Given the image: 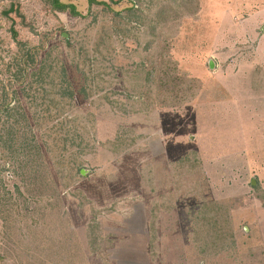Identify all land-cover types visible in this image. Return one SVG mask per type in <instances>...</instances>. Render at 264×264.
Returning <instances> with one entry per match:
<instances>
[{"label": "rangeland", "instance_id": "1", "mask_svg": "<svg viewBox=\"0 0 264 264\" xmlns=\"http://www.w3.org/2000/svg\"><path fill=\"white\" fill-rule=\"evenodd\" d=\"M98 1L120 3L116 9L127 3ZM12 2L28 24L17 28L22 45L34 46L40 34L53 33L60 55L67 56L63 39L83 38L84 24L44 11L40 0H0V12ZM62 2L82 15L88 8V0ZM1 25L6 39L8 24ZM166 44L177 74L200 81L193 99L171 108L152 106L154 101L139 98L135 90L127 94L122 73L132 62H114L116 74L106 92L111 95L102 100L90 93L84 68L65 60L66 75L56 93L71 100L61 113L66 157L74 159L71 187L64 186L67 169L47 154L25 103L26 115L10 105L22 131L14 147L24 149H13L10 133H4L0 264H214L215 259L198 257L191 242L201 194H182L170 214L160 213L157 253L147 248L150 208L174 188L170 163L189 152L197 154L205 175L199 193L230 211L235 245L228 255L220 253L225 258L217 263L264 264L254 223L264 208V0H199L197 17L184 19ZM75 124L85 129H66ZM114 143L116 152L123 149L117 156L111 155ZM146 164L152 166L144 170ZM151 181L154 194L144 185ZM91 228L100 239L93 250Z\"/></svg>", "mask_w": 264, "mask_h": 264}, {"label": "trees", "instance_id": "2", "mask_svg": "<svg viewBox=\"0 0 264 264\" xmlns=\"http://www.w3.org/2000/svg\"><path fill=\"white\" fill-rule=\"evenodd\" d=\"M125 1L126 5L116 9L120 6L118 2L112 5L104 1L88 0L87 11L82 15L73 4L64 3L62 0H40L44 11L67 15L76 20L77 24H84L85 28L81 33L83 38L79 39L85 41V44L72 34L63 39L67 56L60 55L53 33L40 34L38 43L34 46H24L18 41L20 32L17 28L27 27L28 24L16 2L10 3L0 12V152L3 156L7 149L1 147L4 133H10L8 136L13 139V149H24L14 147L19 143L22 131L19 130V125L12 115L13 111L10 110V105L14 103L17 111L26 115L22 108L24 102L27 111L35 117L33 128L35 133L39 134L47 154L55 161L57 167L67 169L69 175L66 177L69 178L64 186H73L74 159L66 157L69 149H64L67 136L64 129L65 120L61 116L63 111L70 108L71 100L56 93V87L60 86L62 89L63 86V77L60 81L61 74L64 78L66 75L65 60L68 64L74 61L78 67L84 68L90 93L102 100L111 95L106 92H110L108 88L116 74L114 62L117 59L132 62V65L126 64V71L122 73V76L125 78L126 75L128 79H121L123 89L128 92L124 93L128 95L135 90L137 93L133 94L139 98L154 101L152 106L165 108L186 104L189 100L187 97L193 99L196 96L200 81L185 74L178 75L176 66L174 68V63L165 53L166 43L177 35L181 22L186 18L197 17L199 0ZM2 23L8 24L9 27V37L6 39L1 38ZM133 62L136 66H133ZM107 103L112 104L110 101ZM10 122H13L14 127ZM56 122L59 123L58 126L52 127ZM15 127L16 131L12 134L11 129ZM69 127L66 129L82 128L83 125L75 124ZM31 132L29 131V136L34 142V133ZM116 145L117 143H114L111 149L113 156L123 150L116 152ZM37 146L39 147L38 143ZM38 147H33L36 154L39 152ZM151 166L146 164L143 169H149ZM170 169L174 188L168 194L160 195L149 211L148 250L157 253L160 213L170 214L176 208L175 201L182 194L188 197L201 194L191 219V242L199 257L208 259L231 250L235 245L236 235L229 208L223 203L208 200L199 193L206 184L197 154L189 152L175 163H170ZM144 185L155 193L152 181ZM90 236V247L93 250L100 239L93 228L90 229Z\"/></svg>", "mask_w": 264, "mask_h": 264}, {"label": "crops", "instance_id": "3", "mask_svg": "<svg viewBox=\"0 0 264 264\" xmlns=\"http://www.w3.org/2000/svg\"><path fill=\"white\" fill-rule=\"evenodd\" d=\"M255 223V230L257 229L258 232V242H259V249L261 251H263L264 254V208H262L260 210L259 213H257V218H256V222ZM254 230V229H253ZM230 253V252H229ZM224 254L228 255L227 252H224ZM262 254V255H263ZM198 255V253H197ZM223 255H220V253L216 254L215 256H212L211 259H215V263L219 262V259L222 257ZM199 257V255H198ZM225 257L223 256L222 259H224ZM264 258V257H262ZM228 259V258H227ZM218 264V263H217Z\"/></svg>", "mask_w": 264, "mask_h": 264}, {"label": "water", "instance_id": "4", "mask_svg": "<svg viewBox=\"0 0 264 264\" xmlns=\"http://www.w3.org/2000/svg\"><path fill=\"white\" fill-rule=\"evenodd\" d=\"M65 37V36H64Z\"/></svg>", "mask_w": 264, "mask_h": 264}]
</instances>
